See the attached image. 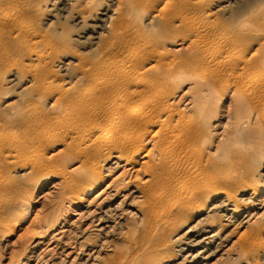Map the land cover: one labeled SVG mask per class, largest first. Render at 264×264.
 Returning a JSON list of instances; mask_svg holds the SVG:
<instances>
[{"label": "bare ground", "instance_id": "obj_1", "mask_svg": "<svg viewBox=\"0 0 264 264\" xmlns=\"http://www.w3.org/2000/svg\"><path fill=\"white\" fill-rule=\"evenodd\" d=\"M76 1L51 0L36 13L39 20L53 12L69 19L74 15L72 3ZM144 1L148 4L150 0ZM232 1L238 0L220 7L227 17L231 16ZM261 1L264 0L250 3ZM134 2L127 1V9L121 15L123 20L119 17L121 11L116 15L115 9L109 7L93 11L88 19L79 15L72 20L91 28L93 43L103 41L108 29L117 25L129 27ZM17 3L24 1L6 3L7 8L0 16V30H4L0 38L16 30L17 39L37 34L29 21L20 19ZM188 4L190 9L202 10L188 22L195 33L190 45L208 70L188 79L191 85L184 92L188 94L185 106L193 113L180 109L172 100L182 81L176 82L170 71L168 51L159 47V40L143 34H124L107 44L101 57L81 69L87 80L82 88L45 83L48 95L39 97L45 100L51 93L56 94L58 113L53 108L40 109L36 116L28 117L26 125H34L33 137L38 141L56 132L65 133L73 154L71 159H79L80 165L76 166L79 169L64 173L58 184L67 192V205L59 213L55 210L48 214L44 226L31 232L24 246L13 255L12 264H96L111 233L122 225L123 215L145 216L147 208L159 216L165 213L160 211L175 207L183 210L184 217L190 215L174 230V236L164 241L172 252L160 264H209L217 256L230 255L235 241L246 251L263 241L259 229L264 219V162L253 164L246 146L232 150L227 145H218L217 153H211L194 145L204 139L194 113L201 112L203 102L212 96L210 79L219 80L224 88L234 86L238 106L251 109L249 117H264V78L256 73L264 66V51L259 53L262 42L249 55L247 51L257 39L233 36L217 13L207 11L206 0H188ZM70 6L73 9L68 10ZM187 10L180 6L168 15L183 21ZM160 14L151 15L148 22L162 20L152 27L154 37L167 27V15L162 11ZM239 42H243L244 49L236 52L235 45ZM26 48L35 54L34 60H42V54L35 52L34 47ZM66 60L60 66L69 65ZM55 61L58 58L51 59V63ZM29 91L25 86L19 99L0 107L5 126L9 125V118L30 113L21 104ZM130 91L134 98L128 100ZM44 114L51 115V120L44 119ZM51 122L54 125H48ZM20 139L14 130L0 135V154L7 152L4 159L23 157L18 148ZM229 151L235 156L231 157ZM34 152L31 157L37 158V151ZM26 158L23 160L37 163L35 158ZM235 162L250 166L253 173L241 176L240 171L232 168ZM106 176L108 182L98 186ZM141 198L147 203L137 207ZM146 221L153 222L151 218ZM171 256L176 260L172 262Z\"/></svg>", "mask_w": 264, "mask_h": 264}, {"label": "rangeland", "instance_id": "obj_2", "mask_svg": "<svg viewBox=\"0 0 264 264\" xmlns=\"http://www.w3.org/2000/svg\"><path fill=\"white\" fill-rule=\"evenodd\" d=\"M23 1L24 3H17L20 5L18 7L20 19L29 21L37 30V34L21 36L17 39L16 33L19 31L16 30L14 31L16 33H7L0 38V107L19 99L18 95L25 86L30 88L29 94L21 101L25 106V112L30 113L18 118H9L10 123L7 126L0 117V135L13 130L18 131L21 137L18 148L23 156L4 159L7 152L0 154V264H12L15 260L14 256L24 246L31 232L44 226L46 216L55 210L58 213L63 210V205L65 203L67 205L68 195L61 186L59 187V181L67 171L79 169L76 166L80 165V160L71 159L73 154L68 146L69 138L65 133L56 132L51 137L38 141L33 137L34 125L29 127L26 125L28 117L36 116L38 110L54 109L56 112L59 108V105L54 103L56 94L51 93L44 100L48 95L44 89L46 82L58 83L65 88L70 85L77 89L84 87L87 80L81 75V69L101 57V52L108 48L107 44L119 39L121 35L134 33L159 40V47L168 51V59L171 60L170 66H172L170 71L176 82L182 81V85L172 97L180 109L193 113L185 106L188 94L184 92L191 85L188 79L202 71L208 72L207 67L200 63L194 47L190 45L195 33L188 22L202 10L190 9L188 0L171 2L150 0L148 4L144 0H135L136 7L131 19H128L129 27L123 28L120 25L112 27L108 29L109 32H105L103 41L96 43L91 41V28L85 26L83 22L75 23L72 18L80 15L88 19L93 11L109 7L115 9L116 15L121 11L119 17L122 19L121 15L127 9L128 0H77L76 3H72L75 9L72 18L66 19L65 15L53 12L43 16L41 20L36 12L45 4L49 5L51 0ZM206 1L209 3L207 11L213 15L217 13V17L223 21L224 26L233 36H239L243 40L257 39L258 42L247 51L249 55L257 51L261 42L263 47L260 48L259 53H263L264 1L257 4H251L250 0H238L235 3L232 1L230 17H227L228 15L222 12L220 7L231 0ZM7 2L8 0H0V16L7 8ZM180 6L188 8L187 16L183 21L168 15ZM73 7L70 6L68 10ZM160 11L167 15V27L154 37L152 27L154 23L162 20L158 18L151 24L148 22L153 14L159 13L161 16ZM94 18L93 16L91 20ZM62 20L65 22L63 23ZM119 29L122 30L118 31ZM247 43L251 45L250 42ZM27 46H32L35 52L41 53L42 60H34L35 54L30 52ZM235 49L236 52L243 50V42L237 43ZM56 58L58 61L51 63V59ZM64 59H67L66 62L69 61V65L65 67L60 66ZM256 73L264 78V66ZM13 76H17L18 79L12 81ZM210 85L212 96L203 102L201 112L194 113L196 125L201 126V134L204 135V139L196 141L194 145L202 146L211 153H217L215 150L218 145H227L232 150L246 146L249 148L253 164L260 165L262 161L264 162V117L259 116L256 119L249 117L251 109L238 106L234 86L224 88L219 80L214 79H210ZM39 94L44 97L41 99ZM127 98L128 100L134 98V94L130 91ZM43 118L51 120V115L44 114ZM48 125H54V122ZM147 146L149 148L151 145ZM34 150L37 151V158L31 157L35 153ZM229 154L231 157L235 156L232 151H229ZM24 157H27L26 160L35 158L37 163L25 161ZM139 157L140 155L136 156V159ZM68 158L69 163H67ZM103 167H106V164ZM232 168L240 171L241 176H250L253 173L250 166H241L237 162ZM137 178L141 179V175L138 174ZM106 180H108L107 176L98 186L101 187L108 182ZM144 202L146 199L141 198L136 206L140 207ZM70 207L73 208V204ZM160 212L165 213L159 216L147 208L145 216L123 215L122 225L115 227L116 230L111 233L110 241L100 251L102 258L96 264H160L165 256L171 254L168 252H172V249L165 247L164 241L171 239L174 230L181 226V222L190 218V215L184 217L183 210L178 207ZM147 218H151L153 222L149 223L146 221ZM254 229H258V226H254ZM259 230L263 241L255 243L254 249L241 250V246L235 241L233 245L229 244L232 248L230 255L225 258L217 256L209 264H264L262 250L264 219ZM171 258L172 262L176 260L173 256Z\"/></svg>", "mask_w": 264, "mask_h": 264}]
</instances>
